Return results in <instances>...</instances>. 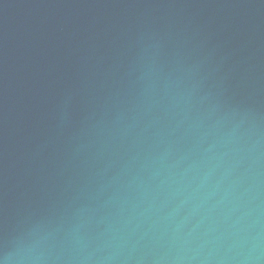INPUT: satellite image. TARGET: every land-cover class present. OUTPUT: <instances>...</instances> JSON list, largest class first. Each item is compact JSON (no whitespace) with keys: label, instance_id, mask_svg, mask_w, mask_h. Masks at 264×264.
<instances>
[{"label":"water","instance_id":"water-1","mask_svg":"<svg viewBox=\"0 0 264 264\" xmlns=\"http://www.w3.org/2000/svg\"><path fill=\"white\" fill-rule=\"evenodd\" d=\"M0 264H264V0H0Z\"/></svg>","mask_w":264,"mask_h":264}]
</instances>
